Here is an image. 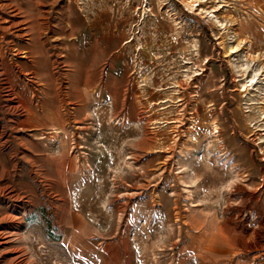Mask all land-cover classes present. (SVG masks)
<instances>
[{
	"label": "rangeland",
	"instance_id": "rangeland-1",
	"mask_svg": "<svg viewBox=\"0 0 264 264\" xmlns=\"http://www.w3.org/2000/svg\"><path fill=\"white\" fill-rule=\"evenodd\" d=\"M263 189L264 0H0V264H264Z\"/></svg>",
	"mask_w": 264,
	"mask_h": 264
},
{
	"label": "bare ground",
	"instance_id": "bare-ground-1",
	"mask_svg": "<svg viewBox=\"0 0 264 264\" xmlns=\"http://www.w3.org/2000/svg\"><path fill=\"white\" fill-rule=\"evenodd\" d=\"M187 5L189 6H194L195 5V0H187ZM247 68L243 66V71L247 72ZM260 72L259 71H254V73L247 79L246 81V87L249 89L254 83L258 80Z\"/></svg>",
	"mask_w": 264,
	"mask_h": 264
},
{
	"label": "built area",
	"instance_id": "built-area-1",
	"mask_svg": "<svg viewBox=\"0 0 264 264\" xmlns=\"http://www.w3.org/2000/svg\"><path fill=\"white\" fill-rule=\"evenodd\" d=\"M263 192H264V189H263Z\"/></svg>",
	"mask_w": 264,
	"mask_h": 264
}]
</instances>
